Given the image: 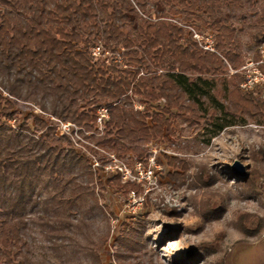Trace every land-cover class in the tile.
<instances>
[{"label": "trees", "instance_id": "obj_1", "mask_svg": "<svg viewBox=\"0 0 264 264\" xmlns=\"http://www.w3.org/2000/svg\"><path fill=\"white\" fill-rule=\"evenodd\" d=\"M148 1L0 0V264H26L31 179L46 191L38 214L48 227L54 252L68 249L66 229L71 224L64 215L80 219L88 204L101 210L93 185L98 181L103 185V175H94L88 158L72 147L67 136L55 137L50 116L94 130L87 137L96 144L120 157L131 153L129 157L141 160L148 156L144 144L175 136L180 124L205 122L202 134L209 142L236 125L237 119L244 124L250 119L264 121V98L240 87L245 75L228 73L242 66L233 23L243 12L252 11L263 25V0H159L169 6L172 16L154 18L146 15ZM180 10L209 18L215 51L200 48L191 32L174 19ZM262 29L246 31L253 36ZM99 42L110 55L93 57L92 47ZM259 59L256 51L254 61ZM257 68L264 74V62ZM135 100L143 104L141 109ZM21 103L40 109L28 116L46 128L39 135L26 120L19 122ZM102 104L108 106L109 118L100 133L95 128L96 109ZM164 157L171 177L179 174L178 169L188 170L184 159ZM14 172L17 179L9 177ZM201 178L210 183L213 176L204 173ZM26 181L29 187L23 190ZM105 182L117 184L126 195L140 190L137 183L121 182L117 175L107 176ZM35 207L31 203L29 211ZM247 230L240 226V231ZM128 235L116 242L127 244ZM107 238L106 234L102 242ZM83 249L89 264H103L94 248ZM113 256L116 264H125L120 252Z\"/></svg>", "mask_w": 264, "mask_h": 264}, {"label": "rangeland", "instance_id": "obj_2", "mask_svg": "<svg viewBox=\"0 0 264 264\" xmlns=\"http://www.w3.org/2000/svg\"><path fill=\"white\" fill-rule=\"evenodd\" d=\"M160 14L172 16L169 6L159 0H149L146 15L154 18ZM197 15L202 16L203 21ZM174 19L184 28L187 26L185 21L198 27L192 25L195 31L192 38L197 34L209 36L214 41V31L205 14L180 10ZM259 19L258 14L245 11L233 23L240 39L242 66L238 70L230 69L228 73L239 71L245 75L244 80L249 76L253 81H262L245 89L241 86L243 80L240 87L254 90L256 95L264 98V79H260L263 73L256 67L260 59L254 61L255 52L261 54L260 48H264V24L261 25ZM248 27L263 29L254 31L252 36L246 31ZM129 30L134 33L133 27L129 26ZM135 105L136 108L143 107L137 100ZM17 109L19 122L26 120L36 135L46 129L28 117L32 110L40 112L37 105L21 103ZM180 120L177 118L178 122ZM239 120L209 142L202 134L205 122L201 121L191 127L180 124L181 129L175 136L144 144L147 158L152 157L157 165L156 178L150 184L135 182L140 187L135 192L143 200L133 211L126 208L129 192L126 195L117 184L106 183L107 176L101 173L103 185L98 181L93 186L104 215L98 208L91 207L92 204H88V212L80 219L64 215L66 222L71 224V229H66L69 245L65 253L54 252L49 247L48 227L38 214L46 191L40 188L37 180L31 179V199L27 206L32 203L36 207L33 211L26 207L29 230L26 264H89L85 246L94 248L103 264L118 263L113 256L115 251L122 254L125 264H171L172 260H178L176 264H264V121L250 119L244 124ZM93 131L83 128L73 136L81 137L84 141L79 140L85 147L97 151L92 146L96 145L95 140L87 137ZM99 132L95 134L99 135ZM26 133L23 131L22 134ZM61 134L54 135L62 138ZM97 146L116 154L104 146ZM72 147L83 155V149H77L73 143ZM164 155L184 159L188 170L178 169L179 174L171 177L172 169ZM204 173L213 176L210 183L201 178ZM9 177L17 179V173L9 174ZM27 187L26 181L22 189ZM51 191L59 190L51 188ZM67 194L68 191L64 193ZM172 211L176 213L172 214ZM109 215L117 218L113 228ZM242 224L247 227V232L240 231ZM124 233L129 234L128 243L120 245L116 238ZM106 234L108 238L102 242ZM207 246L213 247L214 251Z\"/></svg>", "mask_w": 264, "mask_h": 264}, {"label": "built area", "instance_id": "obj_3", "mask_svg": "<svg viewBox=\"0 0 264 264\" xmlns=\"http://www.w3.org/2000/svg\"><path fill=\"white\" fill-rule=\"evenodd\" d=\"M191 32L192 36L194 34V28L192 26H186ZM195 38V39H194ZM193 39L197 45L206 51H214L215 43L212 38L209 36H201L196 34V37ZM92 55L94 58H100V56L105 57L108 51L104 50L103 45L99 42L98 44L92 47ZM105 53V54H104ZM260 62H264V48H260ZM105 55V56H104ZM120 62L121 59L119 58ZM257 67V66H256ZM258 69V68H257ZM259 70V69H258ZM258 72V71H257ZM260 74V72H259ZM264 75V74H263ZM260 74V79H264V76ZM255 82V83H254ZM262 83V81H253L249 76L245 78L241 86L245 89H250L252 85L257 83ZM253 88V87H252ZM136 106V105H135ZM141 108V106H138ZM109 118L108 106L102 104L96 109V125L95 128L99 131H102L104 121ZM52 123L54 124L55 134L58 135L59 132L62 133V136H67L73 145L77 146V149H83V155L88 158L90 167L94 175L100 174L103 176H119L122 182H138L144 184L152 183L156 178V169L157 165L152 157H148L147 161L141 159H132V157H120L115 153L106 151L105 148H100L97 144H92L97 151H91L89 147L85 150L84 144L80 140L84 141L81 137L75 138L73 134H78V132L83 129V127L78 126L77 124L69 121H63L57 117L50 116ZM55 121V122H54ZM87 138V137H86ZM85 139V138H84ZM86 142V141H85ZM85 147V148H83ZM131 161V162H129ZM100 171V172H99ZM102 173V174H101ZM143 198L138 196L134 190L129 191L128 198L126 200V208L131 209L132 211L141 204ZM111 227H114V223L117 218L110 216Z\"/></svg>", "mask_w": 264, "mask_h": 264}]
</instances>
